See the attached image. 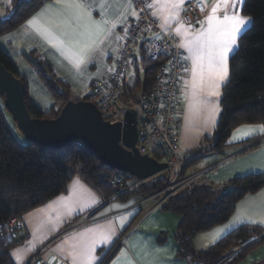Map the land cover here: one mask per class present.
Here are the masks:
<instances>
[{"label":"crops","instance_id":"crops-1","mask_svg":"<svg viewBox=\"0 0 264 264\" xmlns=\"http://www.w3.org/2000/svg\"><path fill=\"white\" fill-rule=\"evenodd\" d=\"M190 1L192 0H185L182 8ZM199 1L208 8L206 16L217 2V0ZM84 2L89 6L88 11L93 20L107 19L114 22L115 27L112 29V35L99 46L100 51L86 57L78 69L75 66L76 59L87 35L75 18L69 20L56 8L50 6L55 0H48L26 20L35 18L34 24L28 25L25 21L15 30L0 36V50L9 58L19 76L26 81L27 97L42 114L50 113L54 100L36 74L32 63L37 61L47 63L56 77L69 87L72 96L76 99L90 94V83L93 80L108 78L112 58L119 44L117 37H120L122 28L133 17L134 9L129 0H84ZM243 2L244 0H241L237 5L241 16H245L242 14ZM150 3L154 5L152 9L159 19L160 30L173 32L179 38L180 47L184 38L182 27L184 24L180 17L178 20L169 21L165 27L162 14L155 6V0H150ZM8 6L6 2L7 15ZM218 14L222 16L223 11ZM250 25L249 18L237 35V40ZM177 28L181 29L179 33L176 31ZM46 33L64 39L65 43L62 47H54L49 43ZM180 49L184 55L187 54L185 49L181 47ZM236 50L237 47L234 46L230 56ZM188 79L189 76L186 74L177 110L182 122L180 147L193 161L186 168V173L206 170L201 184L214 189L220 188L223 183L236 177L263 174L264 142L249 150L246 148L249 143L264 138V134L253 135L246 140H234V134L243 135L246 130L257 125H242L236 128L231 133L225 148L219 152H206L211 147V138L221 109L215 113L213 123L210 119L211 106L203 102L201 99L203 94L193 96L191 89L185 87V81ZM225 84L221 85V95ZM130 85L135 92V81ZM221 95L210 97L212 101L219 103V107ZM16 142L20 145L25 144L22 140ZM249 168H254L255 171L246 173L245 170ZM93 200L96 201L95 204ZM102 200L100 195L80 178H72L62 194L22 217L26 241L9 251L12 263L26 264L47 246L44 256L49 264H61L60 261L79 264V260H74L73 256L80 250V245L97 236L101 230H105L112 234V243L107 249V255L99 264H190L187 259L177 256L179 246L175 235L181 221L180 216L173 212L162 211L160 208L151 209L152 202L142 203L139 197L115 198L104 204ZM145 209H150L146 216L143 211ZM250 220H255L257 223H249ZM261 220H264V187L240 199L227 222L197 234L192 240V246L196 251H205L241 226H257L264 229V224L259 223ZM253 240L255 239H250L246 244ZM101 251L103 249H98L95 254L99 256ZM262 262H264V244L250 251L240 264Z\"/></svg>","mask_w":264,"mask_h":264},{"label":"trees","instance_id":"trees-1","mask_svg":"<svg viewBox=\"0 0 264 264\" xmlns=\"http://www.w3.org/2000/svg\"><path fill=\"white\" fill-rule=\"evenodd\" d=\"M47 1L11 0L7 17L0 20V36L18 28ZM242 14L251 19V25L239 36L237 50L229 58V77L220 99L221 112L211 138V147L206 152L221 151L226 147L231 133L242 125H264V0H244ZM0 64L22 82L26 107L33 118H55L69 100L95 104L91 94L73 100L69 87L56 77L51 67L37 61L32 66L54 100L50 113L42 114L27 97L26 81L1 50ZM139 64L141 69L136 72L135 97L138 94L136 91L139 92L140 72L144 78L140 93H148L163 61L142 56ZM75 168L79 169L80 179L102 199H146L156 194L164 184V179L158 175L121 192L122 188L110 184L112 176L121 174L126 182L136 179L101 165L82 143L75 142L63 149H48L31 142L20 145L9 133L0 113V226L11 219L22 218L62 194L73 178ZM201 182L196 184L191 196L172 200L160 208L181 217L175 235L179 246L177 256L187 259L190 264H240L250 251L264 244V229L241 226L205 251L194 250L192 240L197 234L227 222L240 199L264 187V173L236 177L216 189L206 187ZM23 232L26 240L25 230ZM254 237L257 238L246 244ZM18 246L20 242L7 229H2L0 264H13L9 251ZM239 246L242 248L233 256L223 257Z\"/></svg>","mask_w":264,"mask_h":264},{"label":"built area","instance_id":"built-area-1","mask_svg":"<svg viewBox=\"0 0 264 264\" xmlns=\"http://www.w3.org/2000/svg\"><path fill=\"white\" fill-rule=\"evenodd\" d=\"M129 2L135 15L122 28L108 78L93 80L90 83V94L103 120L111 124L122 123L126 112L133 110L136 114L137 127L135 148L139 155L166 164V169L155 175L162 176L163 187L153 196L142 199V203L152 202L151 209H158L172 200L191 196L206 170L193 173L183 171L192 159L182 151L179 140L182 122L177 110L183 80L187 74L181 71L179 63L184 54L179 47V38L171 31L160 30L156 13L152 7H146L147 4H151L150 0ZM207 11L204 3L192 0L183 6L180 20L185 26L191 25L192 30H195L200 27L199 22L205 19ZM142 56H147L151 60L161 59L163 64L156 73L150 91L138 93L135 97L133 86L130 84L135 81L137 69H141L139 62ZM263 142L264 138L251 142L246 150ZM72 174L73 178H80L78 168H75ZM144 181L146 180L136 179L126 182L123 175L116 174L111 177L110 184L119 186L122 188L121 192H124ZM112 199H103L102 203L110 202ZM149 212L150 209H146L144 216ZM2 229H7L20 245L26 241L22 218L11 219L0 226V231ZM46 249L47 246L42 248L26 264H49L44 256Z\"/></svg>","mask_w":264,"mask_h":264},{"label":"snow or ice","instance_id":"snow-or-ice-1","mask_svg":"<svg viewBox=\"0 0 264 264\" xmlns=\"http://www.w3.org/2000/svg\"><path fill=\"white\" fill-rule=\"evenodd\" d=\"M7 2L9 5L11 4V0H7ZM184 3L185 0H155V6L162 14L165 27L169 21L179 19ZM240 3L241 0H217L205 19L199 22V29L193 31L191 25H182L184 38L180 47L185 49L187 54H182L179 63L181 71L189 76V79L185 81V87L191 89L193 96L203 94L201 99L211 106L210 119L213 123L215 113L220 111V107L219 103L212 101L210 97L221 95V85L225 84L229 77L228 61L230 53L233 51L234 46L238 47L237 35L249 19L241 16L237 8ZM50 6L56 8L69 20L75 18L85 30L87 39L79 50V56L75 64L78 69L80 64L84 63L86 57L100 51L99 46L112 35L115 23L107 19L93 20L90 11H88L89 6L84 0H55V3ZM153 6L152 4L146 5L149 8ZM221 11H223L222 16L218 14ZM26 23L28 25L34 24L35 18H30ZM180 30V28H177V33ZM46 35H48L49 43L53 44L54 47H62L65 43L62 38L58 39L48 33ZM257 134H264V125L252 127L246 130L243 135L234 134V140H246ZM245 171L246 173H252L255 169L249 168ZM95 203L96 201L93 200V204ZM248 222L257 223L255 220ZM259 223L264 224V220L259 221ZM111 243L112 234L109 231L101 230L97 236L80 245V250L73 256V259H78L79 264H99L103 257L107 255V249ZM98 249H103L99 256L95 254Z\"/></svg>","mask_w":264,"mask_h":264},{"label":"water","instance_id":"water-1","mask_svg":"<svg viewBox=\"0 0 264 264\" xmlns=\"http://www.w3.org/2000/svg\"><path fill=\"white\" fill-rule=\"evenodd\" d=\"M0 97L18 132L27 142L48 149H63L82 143L103 166L143 181L166 169L165 163L139 155L136 114L128 110L122 123L111 124L101 117L96 105L67 101L53 119L33 118L24 100V86L0 64Z\"/></svg>","mask_w":264,"mask_h":264},{"label":"rangeland","instance_id":"rangeland-1","mask_svg":"<svg viewBox=\"0 0 264 264\" xmlns=\"http://www.w3.org/2000/svg\"><path fill=\"white\" fill-rule=\"evenodd\" d=\"M6 2L7 0H0V20L4 19V17L7 16V14H5V6H6ZM143 74L142 72H140V86H139V93L141 92L142 88H143ZM58 86V85H57ZM58 89L60 90V87L58 86ZM72 99H76V97L71 96ZM0 113L2 115V118L4 120V123L9 131V133L11 134V136L13 137L14 140L19 141L22 140L25 144L27 143V141L23 138V136L18 132L15 123L12 121L11 116L9 115V113L6 111V109L4 108L3 105V100L0 97ZM19 134V135H17ZM190 163V162H189ZM192 164V163H191ZM190 166V164L188 165ZM186 166V168L188 167ZM185 168V169H186ZM146 210V209H145ZM143 210V211H145ZM264 234V232H263ZM257 237H254L253 239H256ZM242 247H234L232 248L229 252H227L223 257H229V256H233V253L240 250Z\"/></svg>","mask_w":264,"mask_h":264}]
</instances>
